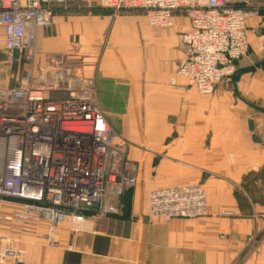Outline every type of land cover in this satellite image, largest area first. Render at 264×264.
I'll use <instances>...</instances> for the list:
<instances>
[{"label":"crops","instance_id":"obj_1","mask_svg":"<svg viewBox=\"0 0 264 264\" xmlns=\"http://www.w3.org/2000/svg\"><path fill=\"white\" fill-rule=\"evenodd\" d=\"M235 1L251 11L248 60L210 97L176 76L185 58L179 35L190 30L184 13L156 29L144 14L115 16L99 0H68L76 11L60 10L52 27L36 30L34 78L61 63L93 83L117 142L128 144L136 183L122 215L77 232L69 222L53 231L47 222L0 223L2 247L22 251L26 264H264V146L249 128L254 107L264 110V0ZM23 70L0 65V89L15 86ZM195 184L206 190L208 217L146 220L151 191Z\"/></svg>","mask_w":264,"mask_h":264},{"label":"built area","instance_id":"obj_2","mask_svg":"<svg viewBox=\"0 0 264 264\" xmlns=\"http://www.w3.org/2000/svg\"><path fill=\"white\" fill-rule=\"evenodd\" d=\"M99 1L113 15L143 13L156 29L172 28L174 15L184 13L190 30L181 34L185 58L176 76L204 97L236 75L250 50L251 11L235 0ZM68 9V0H0L5 49L24 65L17 84L0 89V223L47 222L53 231L69 222L77 232L88 221L122 215V198L136 183L126 144L117 142L92 83L61 63L34 78V33ZM147 206L148 222L209 216L200 184L155 189ZM3 242L0 264H26L22 251Z\"/></svg>","mask_w":264,"mask_h":264},{"label":"rangeland","instance_id":"obj_3","mask_svg":"<svg viewBox=\"0 0 264 264\" xmlns=\"http://www.w3.org/2000/svg\"><path fill=\"white\" fill-rule=\"evenodd\" d=\"M99 5H100V3H99ZM101 10H103L102 8H101V6L99 7ZM72 9H75V10H72ZM80 10H83L84 8H79ZM76 11L77 10V8H71V7H69V9H68V11ZM85 10H86V8H85ZM111 14H113V13H111ZM121 14H130V13H119V14H117V15H115V16H118V15H121ZM131 14H143V13H137V12H133V13H131ZM52 27V26H51ZM179 42H180V46L182 47V43H181V34L179 35ZM182 49H183V47H182ZM248 55H249V52H248V54L240 61V64L239 65H242L243 63H245L247 60H248ZM73 56H75V57H78V54H75V55H73ZM81 56V55H80ZM76 62H77V59L75 60ZM85 64V63H87V62H83L82 60H80V61H78V64L77 65H83V64ZM0 65H21V64H17V62L15 61V58L12 56V55H10L9 53H8V51L5 49V50H2V49H0ZM70 65H71V63H70ZM74 65H76V64H74ZM76 73L77 72H79V74H82V72L79 70V71H75ZM227 81V80H226ZM93 84V83H92ZM108 120V119H107ZM110 123V122H109ZM126 144V143H125ZM125 149H127V151H128V144H126V147H125ZM159 189V188H158ZM133 190H134V186L133 187H131L126 193H125V195L123 196V198H122V204L123 205H125L126 204V202L125 201H127V198H131V192H133ZM125 203V204H124ZM166 222H168V221H166Z\"/></svg>","mask_w":264,"mask_h":264},{"label":"water","instance_id":"obj_4","mask_svg":"<svg viewBox=\"0 0 264 264\" xmlns=\"http://www.w3.org/2000/svg\"><path fill=\"white\" fill-rule=\"evenodd\" d=\"M240 72V70L237 71L236 75ZM236 75L233 78H235ZM254 110H256L258 114L255 115L254 121L249 122V128L251 132H258L254 135L253 141L261 146H264V110L256 107H254Z\"/></svg>","mask_w":264,"mask_h":264},{"label":"bare ground","instance_id":"obj_5","mask_svg":"<svg viewBox=\"0 0 264 264\" xmlns=\"http://www.w3.org/2000/svg\"><path fill=\"white\" fill-rule=\"evenodd\" d=\"M150 27H151V26H150ZM35 33H36V31H35ZM35 33H34V37H35ZM34 37H33V38H34ZM33 42H34V41H33Z\"/></svg>","mask_w":264,"mask_h":264}]
</instances>
